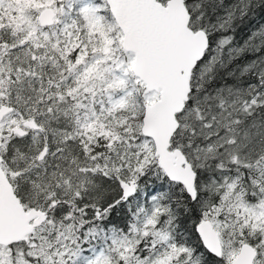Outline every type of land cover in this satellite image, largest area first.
Here are the masks:
<instances>
[{"label": "snow or ice", "instance_id": "obj_1", "mask_svg": "<svg viewBox=\"0 0 264 264\" xmlns=\"http://www.w3.org/2000/svg\"><path fill=\"white\" fill-rule=\"evenodd\" d=\"M0 264H264V0H0Z\"/></svg>", "mask_w": 264, "mask_h": 264}]
</instances>
